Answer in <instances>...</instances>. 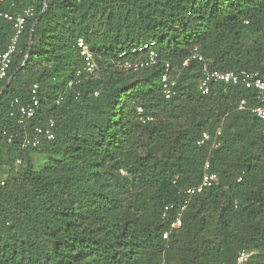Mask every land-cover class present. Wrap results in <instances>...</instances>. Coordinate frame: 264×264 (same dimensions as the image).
<instances>
[{"label":"trees","instance_id":"obj_1","mask_svg":"<svg viewBox=\"0 0 264 264\" xmlns=\"http://www.w3.org/2000/svg\"><path fill=\"white\" fill-rule=\"evenodd\" d=\"M32 8L0 80V264H264V122L256 91L215 83L210 69L264 80V0H0V52L12 34L2 13ZM34 25L28 52L30 30ZM93 52L87 73L76 41ZM154 42L156 63L124 61ZM176 92L162 93L164 64ZM37 85L34 118L17 107ZM16 100V101H15ZM244 101L242 108L240 102ZM53 121L54 139L25 145ZM220 129L199 144L203 132ZM50 156L36 170L32 153ZM208 161L217 183L188 196ZM185 199L182 224L169 230ZM165 206H172L165 211Z\"/></svg>","mask_w":264,"mask_h":264},{"label":"built area","instance_id":"obj_2","mask_svg":"<svg viewBox=\"0 0 264 264\" xmlns=\"http://www.w3.org/2000/svg\"><path fill=\"white\" fill-rule=\"evenodd\" d=\"M32 8H24L22 12L19 13H9L4 12L2 16L4 19L11 23L12 34L6 44V47L0 52V80L4 79L7 75L8 69L13 61L14 55L17 51L21 36L25 29V24L27 18L32 16ZM79 54L83 59V69L87 73H93L96 69V62L94 59L93 52L91 51L88 44L79 38L76 41ZM154 42L144 43L136 48H133L132 52H145L144 58H137L133 61H124L122 65L126 68H131L137 70L144 66H148L156 63V51L153 48ZM196 59L202 62L201 67V78L198 83V89L202 94L209 92L212 85L215 83L224 84V89L228 85L242 84L246 88H250L256 91V99L258 104L252 109L255 115L264 122V80L258 75L257 72H249L246 70L239 71H220L217 69H210L208 65L204 62L203 57L194 51L188 58L182 61V65L185 66L190 60ZM164 72L161 75V87L162 93L165 98H170L176 92V75L172 74V64L165 62ZM37 85L34 84L31 89V98L28 102L19 104L17 107V122L19 124L29 123L35 116L36 109L38 106V98L36 95ZM16 101V100H15ZM244 101L240 102L239 108H242ZM53 121L50 120L47 127L34 126L35 136L31 138H25V145H30L32 147H41L45 142H49L54 139V132L52 130ZM220 136V129L216 130L213 138L210 133L203 132L199 144H204L205 142L212 139V145L218 146V138ZM208 161L204 164V174L198 185L189 187L185 190L188 196L195 193L201 192L204 188L217 183L218 176L214 172L208 170ZM188 199H185L182 206L179 208L177 215L174 220L171 221L169 230L163 233V238H167L168 234L172 230H177L182 224V212L184 211ZM172 206H165V211H167ZM255 251L239 250L235 257L236 264H243L251 254Z\"/></svg>","mask_w":264,"mask_h":264},{"label":"rangeland","instance_id":"obj_3","mask_svg":"<svg viewBox=\"0 0 264 264\" xmlns=\"http://www.w3.org/2000/svg\"><path fill=\"white\" fill-rule=\"evenodd\" d=\"M50 156L45 154V153H41V152H33L32 153V162L34 164V168L36 170H40L44 167L45 162H47L49 160Z\"/></svg>","mask_w":264,"mask_h":264},{"label":"water","instance_id":"obj_4","mask_svg":"<svg viewBox=\"0 0 264 264\" xmlns=\"http://www.w3.org/2000/svg\"><path fill=\"white\" fill-rule=\"evenodd\" d=\"M40 18V15L36 18L35 22L32 24L31 30H30V40H29V44H28V52L31 48L32 45V37H33V29H34V25L35 23L38 21V19ZM10 82V79H8L6 85L0 90V94L2 93V91L4 90V88L8 85V83Z\"/></svg>","mask_w":264,"mask_h":264}]
</instances>
